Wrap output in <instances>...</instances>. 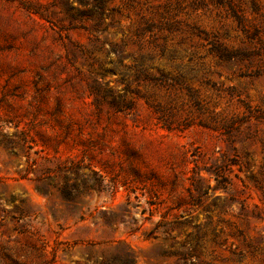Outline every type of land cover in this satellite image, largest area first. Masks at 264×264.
Masks as SVG:
<instances>
[{
    "label": "rangeland",
    "instance_id": "1",
    "mask_svg": "<svg viewBox=\"0 0 264 264\" xmlns=\"http://www.w3.org/2000/svg\"><path fill=\"white\" fill-rule=\"evenodd\" d=\"M101 9L0 0V264H264V0Z\"/></svg>",
    "mask_w": 264,
    "mask_h": 264
},
{
    "label": "trees",
    "instance_id": "2",
    "mask_svg": "<svg viewBox=\"0 0 264 264\" xmlns=\"http://www.w3.org/2000/svg\"><path fill=\"white\" fill-rule=\"evenodd\" d=\"M88 1H90V0H79V2H80L82 5H88ZM92 1L95 3L96 7L98 8V14H97V15H98V24H97V27H98V25L101 24V18L105 15V12L101 9V5H102V3L104 2V0H99V1H97V0H92ZM254 7H256V4H254ZM90 15H91V14H90ZM146 29L149 30V29H150V26H147ZM213 49L219 51L218 53H219V55H220L221 57L229 58V57L231 56V53H230V52H228V51H226V50H224V49L221 50L220 48H218V46H213ZM140 74L143 75V79H152V78H153V77L150 76V75L143 74V72H141ZM161 74H162V73H161ZM162 76H163V74H162ZM140 77H141L140 75H137V76H136L137 79H141ZM165 124H168V123H166V121H165ZM215 173H216V180H217V183H219V182H220V180L218 179V176H219L218 173H219V172L215 171ZM64 195L66 196L67 199L70 198V196H69V194L67 193V191H64ZM158 226H159V225L157 224L155 228H157ZM134 260H135V258H133V256H131V254L126 253V258L122 260V264H134Z\"/></svg>",
    "mask_w": 264,
    "mask_h": 264
}]
</instances>
